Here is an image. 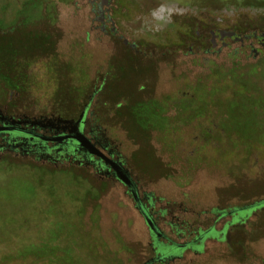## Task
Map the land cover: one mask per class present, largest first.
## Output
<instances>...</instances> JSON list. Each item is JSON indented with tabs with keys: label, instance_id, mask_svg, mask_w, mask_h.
Listing matches in <instances>:
<instances>
[{
	"label": "flooded vegetation",
	"instance_id": "1",
	"mask_svg": "<svg viewBox=\"0 0 264 264\" xmlns=\"http://www.w3.org/2000/svg\"><path fill=\"white\" fill-rule=\"evenodd\" d=\"M119 2L0 0V264H247L264 191L192 221L196 179L151 177L121 129L193 144L191 167L208 159L238 181L254 127L264 172V0H148L128 15ZM186 46L209 73L185 70ZM224 55L231 107L217 104ZM134 56L150 62L139 95L119 88L121 57ZM248 113L258 120L232 122ZM254 250L259 264L264 247Z\"/></svg>",
	"mask_w": 264,
	"mask_h": 264
},
{
	"label": "rangeland",
	"instance_id": "2",
	"mask_svg": "<svg viewBox=\"0 0 264 264\" xmlns=\"http://www.w3.org/2000/svg\"><path fill=\"white\" fill-rule=\"evenodd\" d=\"M148 3V0H120L119 8L121 9L122 14L128 15L132 11L131 9H134V6L135 9L137 8L139 10ZM20 37H23V35L21 34ZM21 40H23V38H21ZM185 40L187 41V43H190L192 42V37H188L186 34ZM11 45H14L13 41H11ZM22 45H24L23 42L20 44V46ZM196 52H198L197 49ZM198 56V53L190 54L189 47H185L184 57L186 58L187 63H189V65H186L185 67L186 71L188 70L190 73L194 71V64H197L194 61V58ZM231 60L232 59H229V55H224L221 62L218 61L216 69V81L218 89L217 104L223 106L227 105L228 107L234 105L236 101H238V99L235 96L225 97L224 92H219V90L235 88L234 85L228 84L230 80L228 76L230 73L229 69L234 67ZM120 61L122 62V67L125 70L119 78V88L122 90H127L132 94L139 95L138 92L135 91V87L137 86V84H135V80L139 73H147L146 76H148V73L151 71L149 65L150 62L143 56H134L133 59L128 57H121ZM235 62H237V60H235ZM134 66H136L138 69H135ZM194 69L196 72L199 71L201 73H209L208 68H205L203 65H196ZM236 81H238L239 83L241 82L240 80H238V78L236 79ZM72 83H76V81L74 80L72 81ZM251 83L252 81H250V84L244 85V88L246 90L250 89L252 87ZM239 88L242 89V87ZM256 98V95L249 93V95L245 96V98L243 99L245 101V103H243L246 105H250L249 109H252L251 104L254 103H250V100ZM256 119V117L252 116V113H248L243 117H239L238 119L233 118L232 122L235 123V121H239L249 124L250 121H256ZM121 130L125 132H123L124 134H127L129 136L128 137L126 135V137L130 140H128V142L130 144L131 150L135 153L136 158L142 161L143 167L147 168L148 166L149 169V167H151V165L153 164V176L151 177L161 178L162 176H164L162 178L170 180L174 186L182 184L186 185V183L191 182L193 179H196L195 187L191 188L190 190L191 194L193 195V201L195 204L193 207H189L186 215L192 221L195 218L194 214L195 212H197L196 210H210V207H212V205L216 201V204H219L220 202V204H225L228 201L234 200L232 197L240 196L241 192L244 190L246 192V197L249 198L257 194L260 195V192L264 191V172H262V167L259 164H254V159L256 158V153L258 152L255 149H251V147H256V145L253 144H257L258 141V133L254 131V127L246 128L245 131L247 133L244 136V140H246V142L249 144L248 151L250 159L253 161H249L250 164L247 177L243 178V180L238 181L236 178H233L234 174L231 173L229 168H226L224 174L219 172V170L215 171L212 165L209 164L211 163V160L209 161L208 159L202 160L199 167H191L192 165H194L191 163V160L194 159L192 158L194 156L191 153V151H194L195 147V145L193 144L184 143L183 145L178 146V150H174L171 147L170 141L165 142L164 140H160L156 137V132L154 129H146L142 131L136 129L135 131L133 128H123ZM137 161L138 160H136V163H138ZM176 193L177 192H174V196H176ZM261 216L264 218V213H262ZM225 222V219L221 220L220 225H223V223ZM250 229L251 232L255 233L263 232L260 237L253 239L252 243H249V249L246 258L247 264H257L256 261H254V258H258V255L255 253L254 249L257 250L260 247H264V220L262 219V221L258 225H252ZM222 262L223 264H234L235 260L232 259V261L228 260L227 262ZM240 264L243 263L241 262ZM259 264H264V261H261L259 259Z\"/></svg>",
	"mask_w": 264,
	"mask_h": 264
}]
</instances>
